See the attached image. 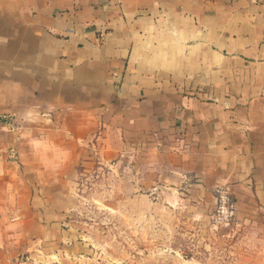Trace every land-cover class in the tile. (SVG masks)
I'll return each mask as SVG.
<instances>
[{"label":"crops","instance_id":"crops-1","mask_svg":"<svg viewBox=\"0 0 264 264\" xmlns=\"http://www.w3.org/2000/svg\"><path fill=\"white\" fill-rule=\"evenodd\" d=\"M134 148L153 207L264 236V0H0V264H42L89 155Z\"/></svg>","mask_w":264,"mask_h":264},{"label":"rangeland","instance_id":"rangeland-1","mask_svg":"<svg viewBox=\"0 0 264 264\" xmlns=\"http://www.w3.org/2000/svg\"><path fill=\"white\" fill-rule=\"evenodd\" d=\"M136 156L134 148L99 164L89 155L56 226L63 244L36 247L42 264H264V236L250 226H191L177 205L160 198L153 207L135 191Z\"/></svg>","mask_w":264,"mask_h":264},{"label":"built area","instance_id":"built-area-1","mask_svg":"<svg viewBox=\"0 0 264 264\" xmlns=\"http://www.w3.org/2000/svg\"><path fill=\"white\" fill-rule=\"evenodd\" d=\"M219 203L214 215V222L218 224H225L232 221L234 217L232 203L228 197L222 195L223 193L218 192Z\"/></svg>","mask_w":264,"mask_h":264}]
</instances>
